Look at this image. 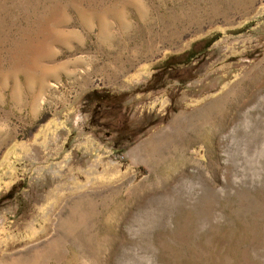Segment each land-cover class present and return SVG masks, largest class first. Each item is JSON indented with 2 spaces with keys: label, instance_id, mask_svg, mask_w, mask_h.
<instances>
[{
  "label": "rangeland",
  "instance_id": "obj_1",
  "mask_svg": "<svg viewBox=\"0 0 264 264\" xmlns=\"http://www.w3.org/2000/svg\"><path fill=\"white\" fill-rule=\"evenodd\" d=\"M0 264H264V0H0Z\"/></svg>",
  "mask_w": 264,
  "mask_h": 264
}]
</instances>
